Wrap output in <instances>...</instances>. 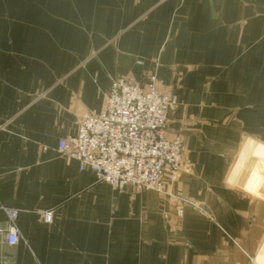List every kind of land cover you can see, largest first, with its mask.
Segmentation results:
<instances>
[{"label":"crops","instance_id":"0c3cea01","mask_svg":"<svg viewBox=\"0 0 264 264\" xmlns=\"http://www.w3.org/2000/svg\"><path fill=\"white\" fill-rule=\"evenodd\" d=\"M151 75L183 139L164 193L56 152ZM5 208L14 264H264V0H0V239Z\"/></svg>","mask_w":264,"mask_h":264},{"label":"built area","instance_id":"2783aa9c","mask_svg":"<svg viewBox=\"0 0 264 264\" xmlns=\"http://www.w3.org/2000/svg\"><path fill=\"white\" fill-rule=\"evenodd\" d=\"M178 104L154 75L145 87L128 77L113 80L103 109L98 114L83 113L76 135L60 139L56 152L117 192L132 188L164 193L167 184L178 178L183 152V139L166 135L168 114ZM4 211L8 226L1 232L0 264H14L13 256L2 248L18 243V211ZM50 218V213L42 214L45 223Z\"/></svg>","mask_w":264,"mask_h":264}]
</instances>
